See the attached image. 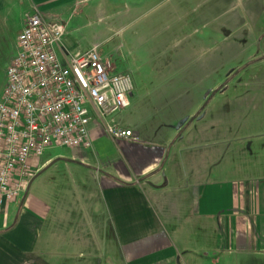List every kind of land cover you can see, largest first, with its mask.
Listing matches in <instances>:
<instances>
[{
  "label": "crops",
  "instance_id": "obj_1",
  "mask_svg": "<svg viewBox=\"0 0 264 264\" xmlns=\"http://www.w3.org/2000/svg\"><path fill=\"white\" fill-rule=\"evenodd\" d=\"M81 2L0 0V23L12 11L18 28L27 10L54 19L50 14ZM184 121L164 119L143 131L100 122L128 132L129 142L109 139L92 120L88 148L55 149L31 170L59 165L78 191L84 264H264L262 122L245 121L244 136L221 140L214 130L184 136ZM228 122L217 121L219 131ZM20 204L0 211V264H49L34 250L42 213Z\"/></svg>",
  "mask_w": 264,
  "mask_h": 264
},
{
  "label": "rangeland",
  "instance_id": "obj_2",
  "mask_svg": "<svg viewBox=\"0 0 264 264\" xmlns=\"http://www.w3.org/2000/svg\"><path fill=\"white\" fill-rule=\"evenodd\" d=\"M50 15L64 24L63 52L93 48L112 74L129 78L128 108L104 122L143 131L164 119L185 120L184 136L214 130L221 140L244 136L245 121L264 129V0H83ZM18 18L12 11L0 23V92ZM224 120L222 133L217 121ZM53 152L32 160L30 170ZM67 181L59 165L31 171L20 200L42 213L34 250L49 264L85 261L88 244L77 236L84 224L73 204L78 191Z\"/></svg>",
  "mask_w": 264,
  "mask_h": 264
},
{
  "label": "built area",
  "instance_id": "obj_3",
  "mask_svg": "<svg viewBox=\"0 0 264 264\" xmlns=\"http://www.w3.org/2000/svg\"><path fill=\"white\" fill-rule=\"evenodd\" d=\"M62 35L63 23L30 11L13 36L0 92V211L20 199L32 160L49 150L88 148V123L127 107V75L112 74L93 48L66 54ZM101 125L109 139L135 142Z\"/></svg>",
  "mask_w": 264,
  "mask_h": 264
},
{
  "label": "water",
  "instance_id": "obj_4",
  "mask_svg": "<svg viewBox=\"0 0 264 264\" xmlns=\"http://www.w3.org/2000/svg\"><path fill=\"white\" fill-rule=\"evenodd\" d=\"M23 194H24V191H23V193H22V195H21V197H20V199H19V202H20V200L22 199V197H23Z\"/></svg>",
  "mask_w": 264,
  "mask_h": 264
}]
</instances>
